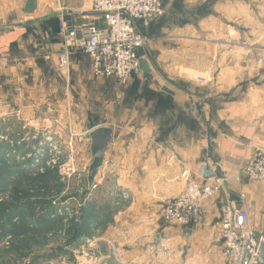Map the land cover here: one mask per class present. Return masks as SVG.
I'll list each match as a JSON object with an SVG mask.
<instances>
[{"label": "crops", "instance_id": "crops-1", "mask_svg": "<svg viewBox=\"0 0 264 264\" xmlns=\"http://www.w3.org/2000/svg\"><path fill=\"white\" fill-rule=\"evenodd\" d=\"M164 1V18L136 26L147 39L143 50L151 72L119 86L113 79H95L90 59L80 52L70 57L68 71L59 73L61 39L39 23L54 15L58 26L69 11L78 37L92 22L102 28L91 0H81L75 9L60 0H37L34 14L21 11L26 0H0V113L34 120L32 114L55 107L48 102L51 87L63 99L57 111L70 107L73 91L75 103L104 116L106 122L90 130L111 129L95 180V189L103 185L110 203L119 205L104 224L109 259L224 264L219 208L225 201L244 205L254 233H264V184L240 173L254 149L264 146V0ZM29 21L36 23L25 25ZM144 86L156 93L166 89L171 106L162 109L153 96L139 97ZM5 98L13 105L3 104ZM205 158L227 183L202 204L203 224L198 229L164 224L163 204L182 192L185 171Z\"/></svg>", "mask_w": 264, "mask_h": 264}, {"label": "rangeland", "instance_id": "rangeland-1", "mask_svg": "<svg viewBox=\"0 0 264 264\" xmlns=\"http://www.w3.org/2000/svg\"><path fill=\"white\" fill-rule=\"evenodd\" d=\"M80 3L81 0L59 2L68 9ZM96 16L104 22V27L99 28L104 29V17ZM46 58L43 59L50 62L51 54ZM72 93L70 107L61 108L64 112L56 109L63 100L61 93L49 87L48 102L55 107L32 114L29 120H34L26 121L24 113H0V264H119L115 256L110 260L103 249L104 224L119 205L115 200L110 203L103 185L85 193L91 162L85 136L106 120L101 114H89L86 103H75ZM3 104L12 106L13 100L5 98ZM45 173L48 176L38 186L41 189L34 191L30 180ZM87 208L91 214L85 221ZM9 210L17 215L13 220L11 217L12 222H17L20 214L21 222L27 223L28 231L23 237L9 232V217H2ZM83 221L86 225L79 238L72 224ZM66 248L73 252L71 258L63 252Z\"/></svg>", "mask_w": 264, "mask_h": 264}, {"label": "built area", "instance_id": "built-area-1", "mask_svg": "<svg viewBox=\"0 0 264 264\" xmlns=\"http://www.w3.org/2000/svg\"><path fill=\"white\" fill-rule=\"evenodd\" d=\"M91 11L104 17L106 27L99 29L89 24L80 37L76 29L68 31L63 18L59 19L58 35L63 47L57 55V67L67 72L70 57L80 52L90 59L95 79H113L119 86H125L140 73L137 50L143 49L147 40L136 26L146 27L161 16L164 12L162 2L91 0ZM240 173L249 181L264 184V146L254 149ZM185 174L187 179L182 192L163 204L160 219L164 224L198 229L205 220L202 204L220 192L227 180L218 174L208 158L201 160L195 170H186ZM219 224L224 264H259L258 249L264 243V233L259 236L254 233L246 207L235 201H225L219 208ZM162 250H166L165 245Z\"/></svg>", "mask_w": 264, "mask_h": 264}, {"label": "water", "instance_id": "water-1", "mask_svg": "<svg viewBox=\"0 0 264 264\" xmlns=\"http://www.w3.org/2000/svg\"><path fill=\"white\" fill-rule=\"evenodd\" d=\"M21 11L24 14H34L37 12V0H26L24 6L21 8ZM63 20L66 23L68 31L73 30L71 23V12H65ZM36 23V21H29L25 23V25H31ZM138 66L139 72L143 75H148L151 72V67L148 61L144 57V50L142 48L138 49ZM164 91L168 92L166 89ZM169 93V92H168ZM86 139L88 140V151L91 157V162L88 165L87 173H86V191L85 193H89L92 189L95 188V180L98 176L99 170L103 166L104 162V153L107 150L108 143L111 139V129L108 127L99 126L93 128L88 131L86 135ZM187 177H184V181L186 183ZM184 183V185H185ZM64 253H66L70 258L73 256V252L69 249H64ZM259 253V264H264V243L259 245L258 249Z\"/></svg>", "mask_w": 264, "mask_h": 264}, {"label": "trees", "instance_id": "trees-1", "mask_svg": "<svg viewBox=\"0 0 264 264\" xmlns=\"http://www.w3.org/2000/svg\"><path fill=\"white\" fill-rule=\"evenodd\" d=\"M161 2H162V5H163L164 12H163V14L161 16L156 17L155 19H153L154 21L157 20V19H160V18H164L165 14H166L165 13L166 12L165 1L161 0ZM39 23H41V25H46L45 27H48L49 29H51L52 32H54V33L57 32L58 33L57 18L54 17V15H51V16L43 19ZM165 93L166 92L156 93V92L150 91L146 86H144L143 92H142L141 95H139V97L144 96L145 99H148V96H153L155 101H156L157 107H161L162 109H164V108H168L169 106H171L170 105V96H168L167 93L166 94ZM132 100H135V99H132ZM47 176H48V174L45 173L44 175H39L38 177L33 178V179L30 180L31 185L35 186V190L34 191H36V190L39 191L41 189L38 186L42 183V181L44 179H46ZM88 209L89 208L85 209V211H84L85 221H87L89 219V216L91 214L90 213L91 211L88 210ZM2 214H3L2 217L3 216L9 217V218H7V219L5 218V219L7 220L8 224H9V227L11 226V228L9 229V232L12 233L13 236L23 237L24 235H26V233L28 231V226H27V223L21 222L22 216L20 214H18L19 215V219H18L17 222H14V221L12 222L11 221V217H12V220H13L14 217H17L16 214H14V215L12 214L11 210H9L8 213H7V211H5ZM9 219H10L11 222L9 221ZM44 221H46V219ZM85 225H86V223H84V221L80 222L78 224L77 223H73L72 224L73 230L74 231L76 230L77 237L80 238V236H79L81 234L80 231H82V229L85 227ZM73 239H76V237L74 236V238H72L71 240L73 241Z\"/></svg>", "mask_w": 264, "mask_h": 264}]
</instances>
